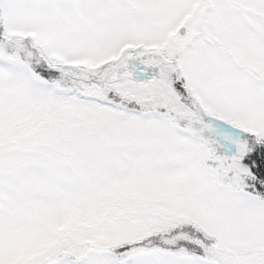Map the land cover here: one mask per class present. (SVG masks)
Segmentation results:
<instances>
[{"label": "snow or ice", "instance_id": "obj_1", "mask_svg": "<svg viewBox=\"0 0 264 264\" xmlns=\"http://www.w3.org/2000/svg\"><path fill=\"white\" fill-rule=\"evenodd\" d=\"M0 264H264V0H0Z\"/></svg>", "mask_w": 264, "mask_h": 264}]
</instances>
